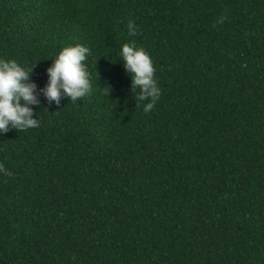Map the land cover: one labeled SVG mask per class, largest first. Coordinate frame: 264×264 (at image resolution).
Here are the masks:
<instances>
[{"label": "trees", "instance_id": "trees-1", "mask_svg": "<svg viewBox=\"0 0 264 264\" xmlns=\"http://www.w3.org/2000/svg\"><path fill=\"white\" fill-rule=\"evenodd\" d=\"M128 41L156 69L148 112ZM75 43L93 90L48 102ZM0 57L35 64L40 101L0 133V264H264V0H0Z\"/></svg>", "mask_w": 264, "mask_h": 264}, {"label": "clouds", "instance_id": "clouds-1", "mask_svg": "<svg viewBox=\"0 0 264 264\" xmlns=\"http://www.w3.org/2000/svg\"><path fill=\"white\" fill-rule=\"evenodd\" d=\"M224 20L221 15L217 22ZM136 31L137 25L129 20L128 33L135 35ZM89 51L86 45L75 43L63 46L55 53L52 63L45 69L47 83L40 89L48 102L59 105L61 97L75 101L92 92V78L84 63ZM119 57L129 74L131 89H138L136 101L144 102L143 111H150L161 94L151 56L144 47L128 41L120 45ZM34 65L0 57V133L9 128L24 130L39 125L30 106L40 104L36 83L29 78ZM0 175L10 177L12 173L0 163Z\"/></svg>", "mask_w": 264, "mask_h": 264}]
</instances>
